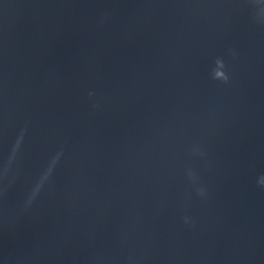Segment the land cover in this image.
I'll return each instance as SVG.
<instances>
[{
    "label": "water",
    "instance_id": "95a60500",
    "mask_svg": "<svg viewBox=\"0 0 264 264\" xmlns=\"http://www.w3.org/2000/svg\"><path fill=\"white\" fill-rule=\"evenodd\" d=\"M0 264H264V0H0Z\"/></svg>",
    "mask_w": 264,
    "mask_h": 264
},
{
    "label": "clouds",
    "instance_id": "9594fccd",
    "mask_svg": "<svg viewBox=\"0 0 264 264\" xmlns=\"http://www.w3.org/2000/svg\"><path fill=\"white\" fill-rule=\"evenodd\" d=\"M217 77H222L223 79L226 80V77H223V74L222 73H217Z\"/></svg>",
    "mask_w": 264,
    "mask_h": 264
}]
</instances>
